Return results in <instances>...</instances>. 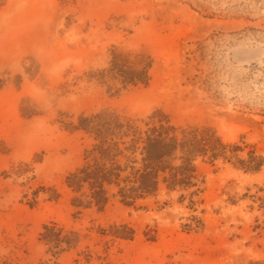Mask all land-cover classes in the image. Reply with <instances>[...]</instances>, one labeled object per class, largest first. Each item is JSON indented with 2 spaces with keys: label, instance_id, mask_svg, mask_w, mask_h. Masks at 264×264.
<instances>
[{
  "label": "rangeland",
  "instance_id": "obj_1",
  "mask_svg": "<svg viewBox=\"0 0 264 264\" xmlns=\"http://www.w3.org/2000/svg\"><path fill=\"white\" fill-rule=\"evenodd\" d=\"M115 51L153 61L149 86L102 79ZM103 109L227 149L189 190L85 208L66 180L93 142L74 126ZM46 226L80 242L47 245ZM4 262L264 264V0H0Z\"/></svg>",
  "mask_w": 264,
  "mask_h": 264
},
{
  "label": "trees",
  "instance_id": "obj_2",
  "mask_svg": "<svg viewBox=\"0 0 264 264\" xmlns=\"http://www.w3.org/2000/svg\"><path fill=\"white\" fill-rule=\"evenodd\" d=\"M112 55L110 66L102 73L103 80L122 89L149 86L153 68L149 57L117 51ZM74 130L85 134L93 145L86 150L81 166L67 177L66 185L78 195L80 205L95 206L100 211L108 206L111 197L132 206L155 196L162 188L189 190L198 178L197 161L213 162L220 157L219 149H227L215 131L177 128L158 113L142 120L111 109L83 113ZM113 189L117 190L114 194ZM55 229L46 226L41 242L66 243L68 247L80 242L77 233L62 238L59 230L50 235ZM69 236L76 240L68 242Z\"/></svg>",
  "mask_w": 264,
  "mask_h": 264
}]
</instances>
